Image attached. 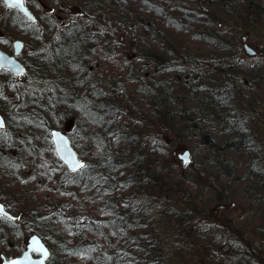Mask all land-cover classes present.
I'll list each match as a JSON object with an SVG mask.
<instances>
[{
  "label": "trees",
  "instance_id": "obj_1",
  "mask_svg": "<svg viewBox=\"0 0 264 264\" xmlns=\"http://www.w3.org/2000/svg\"><path fill=\"white\" fill-rule=\"evenodd\" d=\"M164 1H167V5L163 7L159 2ZM225 2L245 3L244 0H221L220 3ZM103 8L111 14V21L124 22V26H119L116 31L125 34L135 43L138 39L137 30L130 20L133 19L141 24L145 19L143 15H149L147 26L155 30L151 35L156 34L159 38L156 41H150L165 43L166 46L178 52L176 57L179 58L175 61L164 57L156 62V66L163 65L161 72L174 73L177 77L183 76L181 85L190 89V95L197 96L202 109L212 105L225 107L224 103L230 89L226 84L222 91H214L210 94L213 87L209 90L207 88L200 90L201 83L196 86L190 85L196 79L200 80V74L207 67L222 74L230 67L231 69L243 68L245 63L237 61L242 58L234 56L244 45L248 35L252 34L248 26L239 25L236 21L221 23L217 15L207 6L206 0H93L89 6L84 8L86 21H76L65 29L59 25L56 26L57 28L46 29L45 37L50 40L51 51L44 50L41 70L42 79L48 76L51 82L44 85L40 97L34 91L33 94L37 97L28 93L25 98L22 91L12 88L8 92L11 96L10 100L5 102L6 89L10 87L9 83H12L8 80L7 86L0 87V96L4 98L7 106L12 104L20 107L26 106L30 98L36 101L37 104L34 105L36 111L20 118L22 129L28 124L40 125L43 122L40 119L41 116H44V123H54L50 128L62 127L61 122L56 119L58 117L55 110L57 106L60 114L66 117L71 116L77 126L81 123L79 125L81 127L87 123L86 128L88 125L94 128L93 125H95L99 127L95 129L102 133L100 137H93L94 150L91 156L85 159L86 164L80 171L67 172L57 160L52 164L53 173L51 175L59 176V180L55 181L59 190H56L55 182H49L48 178L53 192L49 201L62 204V197H65L70 202L78 199L82 201L83 206H86L84 202L94 201L98 203L96 208L100 214L97 217L83 218L80 223L75 222L74 224L73 218L67 214L66 209L71 206L67 202L64 204V210L58 211L59 208L56 207L47 213L36 215L34 219L42 227L40 231L44 234L54 230L60 233L59 225L64 224L65 221L62 220L65 219H69L74 228L73 231L68 230L69 238L60 240L58 255L56 256V251L51 252L48 264H264L259 258L262 254L264 255L263 228L259 231V237L253 231H250L244 239L234 233V241L229 247L243 241H247L248 245L242 248L233 247L239 250L231 252L232 254L228 256H222L217 246L213 245V238L218 237L215 234V229L218 227L206 222L205 225L198 227L200 241L204 240L205 246L200 241L190 242L192 243L190 245L182 231L184 227L192 224L188 218L193 215L194 211L182 205L184 200L181 198V191L178 190L179 186L171 190L165 188L167 182L171 181L169 178L175 175V171L165 140L161 143L162 134L157 133L156 137L141 139L137 128L139 124L145 122V119L143 115L137 114L138 121L128 123L125 111L129 104L124 99L115 100L112 97L113 109L108 114H101L95 108V100L102 97V92L105 91L109 82L95 76L94 51L102 50L108 44L102 40L101 34L97 32L98 29H84L83 25L96 23L92 14L96 11H103ZM87 11L92 14H88ZM261 37L256 36L258 49H260ZM156 48L159 49V46ZM187 54L192 55L193 58H187ZM244 56L250 58L246 53ZM258 56L264 59V52L258 51ZM147 60L149 61V58ZM75 66L82 71L85 70L86 74L66 76L67 73L72 74ZM193 75L196 77L191 80ZM56 84L60 88V93L57 95L53 90ZM162 90L160 96L155 93L154 97H152L154 93L147 92L152 100H159L155 122L158 124L163 123V117L167 113L170 92L167 84L162 85ZM13 99L14 102H12ZM40 99L45 103H40ZM179 103L183 110L185 102ZM72 111H78L80 115L75 116ZM179 111L174 110L177 113ZM196 116L198 114H195ZM81 117L86 122L82 121ZM8 123L7 131H0V147L5 143L2 142L3 138L8 137L11 125L9 121ZM50 128L46 129L47 136H49ZM27 131L34 136V143L39 142L40 138L37 137H40V134L35 129ZM73 133L74 131H72V137ZM74 138L75 136L72 139ZM74 146L83 156L77 145L74 144ZM1 153L0 148V163L7 166L12 165L9 160L3 162ZM29 154L33 156L31 159L34 157L37 159V156L41 158L40 152L37 154L30 151ZM257 177L258 181L264 182L263 167L258 171ZM165 192L173 193L174 197L169 200ZM218 199L223 203L226 200L221 194H218ZM30 200L27 202L39 201L37 197ZM6 206L12 212L22 214V220L17 223L0 218L6 224L5 226L10 228L5 229L3 234L0 230V249L4 248L3 239H12L14 243H19L20 248L17 250L21 252L25 241L20 226L24 224L25 210L21 207L13 210L9 203H6ZM248 219L251 223H255L253 218ZM261 221L264 223L263 220ZM192 225L196 226L197 222H193ZM180 227H183L182 230ZM28 231L30 232V229ZM37 233L40 234V232ZM72 234L79 238L77 242L70 240ZM40 236L48 245L51 244V240L48 241L49 238ZM97 238L102 241L98 243ZM250 238L253 240L259 238L258 246L252 244ZM9 251L5 249L4 254H8ZM198 252H201L202 258L205 257L206 260L199 262L188 260V258L197 259ZM174 256H186L187 260L172 262ZM209 257L211 260H208ZM212 258L225 259L212 260ZM70 259L78 260L70 261ZM0 264H2L1 260Z\"/></svg>",
  "mask_w": 264,
  "mask_h": 264
},
{
  "label": "rangeland",
  "instance_id": "obj_2",
  "mask_svg": "<svg viewBox=\"0 0 264 264\" xmlns=\"http://www.w3.org/2000/svg\"><path fill=\"white\" fill-rule=\"evenodd\" d=\"M92 2L93 0H45L43 2L45 4L44 9L40 5V14H37L42 15L43 12L45 16L54 17L57 24L65 29L76 21H86L84 8ZM206 2L221 23L236 21L239 25L248 26L252 34L248 35L247 42L257 52H264V0H244L245 3L242 4L220 3L221 0H206ZM159 3H162L161 6L163 7L167 5V1ZM88 14H92V12H88ZM92 15L96 23L84 24L83 28L98 29L97 32L101 34L102 40L108 44L105 46L106 48L94 51L95 76L109 82L105 91L102 92V97L98 98L97 101L95 100V108L101 114H108L113 109L112 97L115 100L124 99L129 104L127 111H125L128 123L138 121L137 114L143 115L145 119V122L139 124L137 128L141 139L156 137L157 133L162 134L161 143L165 140L175 171V175L169 178L171 181L167 182L165 188L171 190L179 186L178 190L181 191V198L184 200L182 205L187 208L190 207L194 211L188 219L192 224L197 222L196 226L191 224L184 228L180 227V230L183 228L182 232H184L185 239L190 245H192L190 242L200 241L198 227L205 225V222L218 227L215 229V234L218 237L213 238V245L214 247L217 246L218 249H216L222 256H228L231 252L239 250V248L233 247L242 248L248 245L247 241H243L229 247L231 246L230 243L234 241V233L244 239L250 231L256 232L257 237H259V231L262 228L264 231V223L261 221H264V182L258 181L259 178L257 177L258 168L260 170L262 167L264 168V59H260L261 57H257V55L250 58L245 57L242 44L241 49L234 57L242 58L237 61L245 63L243 68L232 67L234 69H231L230 67L226 69L227 72L222 74L214 72L211 67H207L200 74V80L197 81L196 79L190 86L201 83L200 90L203 88L209 90L213 87L210 91L211 94L214 91H222L225 85H229L231 82L228 87L232 99L229 100L226 97L225 107L212 105L202 109L197 96L190 95V89L181 85L183 76L177 77L174 73L161 72L163 65L157 63L159 66H156V62L164 57L175 61H178L179 58L176 57L178 52L166 46L165 43L150 41H156L159 38L156 34L151 35L155 30L147 26L149 24L148 14L143 15L145 19L141 24L133 19L130 20L137 30L138 39L136 43L126 37L125 34L116 31L119 26H124V22L111 21V14L107 9L103 8V11H96ZM256 36H262L259 41L260 49L256 45ZM156 46H159V49ZM42 49L51 51L50 40L46 37ZM190 57L193 58L192 55L187 54V58ZM84 74H86L85 70L82 71L75 66L72 74L67 73L66 76ZM195 77L196 75H193L190 79ZM25 78L26 80L21 85L9 83L10 87L5 92L6 99L3 98L5 102H9L11 96L8 92L12 88L22 91L25 98H27L28 93L36 96L33 94L34 91L40 97L44 85L51 82V78L48 76H44L42 79V73L38 75L37 80H31V77L28 76ZM8 80L7 76L0 75L1 87L7 86ZM164 84L168 85L170 91L167 101L168 107L167 113L163 117V123L158 124L155 122L159 100H152L147 92L154 93L152 97L155 96V93L161 95ZM55 87L53 90L54 94L57 95L60 93V88L57 84ZM89 96L91 97V94ZM3 99L0 96V111L11 125L8 137L3 138L2 141L9 142V144L4 143L0 148L3 162L9 160L12 165L7 166L0 163L1 201L9 203L13 210H17L19 207L25 210L24 224L20 226L21 232L24 234V241L33 233L40 232V235L49 238L48 241L51 240L52 245L48 246H50L52 253L56 251L57 256L60 240L69 238L68 230H74L71 222L69 219L62 220L65 223L59 225L60 233L54 230L44 234L40 231L42 227L38 225L34 217L40 213L54 210L56 207L59 208L58 211L64 210V204L69 202L71 206L66 209L67 214L73 218L74 224L75 222L80 223L83 218L97 217L100 214L96 208L98 203L87 201L84 202L86 206H83L81 205L82 201L75 199L70 202L65 197H62V204L49 201L53 192L50 187L51 183H48V178L49 182L59 180V176L51 175L53 173L52 164L56 163L55 160L57 159L52 149L50 137L46 134L47 127L50 128L54 123H44V116H41L40 119L43 122L40 125L28 124L22 129L20 118L29 116L36 111L34 109V105L37 104L36 101L30 98L26 106L20 107L17 104L7 106ZM181 101L185 102L183 110L179 103ZM39 102L45 103L41 99ZM179 109L181 110L179 111ZM55 110L58 114L56 119L61 122L63 128L71 116L61 115L57 106ZM174 110H178L179 113L174 112ZM72 112L75 113V116L80 115L78 111ZM195 114L198 116L195 117ZM83 119L81 120L86 122ZM70 125H72L71 129L75 136L72 141L83 154L80 157L89 158L94 150L93 137L102 135L101 131L98 130L99 127L93 125L94 128H91L88 125L86 128L87 123L79 127L74 121ZM29 129H35L40 134V137H37L40 138L39 142L34 143V136L27 131ZM73 137L71 133V138ZM186 149L190 150L192 155V163L189 166H183L178 158V154ZM30 151L37 154L40 152L41 158L37 156V159L35 157L31 159L33 156L29 154ZM94 163L96 164V161ZM173 178L174 180H172ZM55 186H57L56 190H59L57 182H55ZM218 194L226 198L224 203L218 199ZM165 195L169 200L174 197L173 193L170 192H165ZM34 197H37L39 201L27 202ZM248 218H253L255 223H251ZM5 225L0 220V228H3L0 229L2 234L5 229L9 228ZM70 237L72 242L79 240L73 234ZM97 240L98 243L102 241L99 238ZM259 241V238L255 240L250 238V242L256 246H258ZM3 242L4 248L0 249V254L4 253L5 249L10 250L6 254L9 258L22 253V251L18 252L17 250L20 248L19 243H14L12 239H3ZM200 242L205 246L204 240ZM22 248L24 250L25 245ZM254 249L257 250V248ZM259 258L264 262L263 254ZM222 259L225 258H212V260ZM75 260L70 259V261ZM177 260H187V257H172V262H177ZM188 260L199 262L206 260V258H202L201 252H198L197 259L188 258ZM208 260L211 258L209 257Z\"/></svg>",
  "mask_w": 264,
  "mask_h": 264
},
{
  "label": "water",
  "instance_id": "obj_3",
  "mask_svg": "<svg viewBox=\"0 0 264 264\" xmlns=\"http://www.w3.org/2000/svg\"><path fill=\"white\" fill-rule=\"evenodd\" d=\"M4 2L7 7L17 9L26 18L32 21L36 20L30 9L26 6L25 0H4ZM23 47L24 43L21 40L15 41V54L11 57L0 49V69L5 68L10 70L14 77L21 76L25 72V66L16 59V56L22 52ZM244 49L249 56H254L256 54V51L252 46H249L248 43L244 44ZM6 126V120L0 113V129L4 130ZM51 139L58 160L67 168V170L70 172L80 171V169L83 168L81 165H85V161L78 155L69 136L60 129H51ZM178 157L185 166L192 161L191 152L188 149L181 152ZM0 216L13 221H19L21 219V215L12 214L2 202H0ZM33 241H37L38 245L34 244ZM44 252H46V255L43 254ZM25 253H27V259H25ZM34 253H37L39 256L35 257ZM50 254V249L42 240L41 236L33 234L28 239L26 249L21 255L10 259L5 255H1V258L4 264H8L11 260H16L19 264H47Z\"/></svg>",
  "mask_w": 264,
  "mask_h": 264
},
{
  "label": "flooded vegetation",
  "instance_id": "obj_4",
  "mask_svg": "<svg viewBox=\"0 0 264 264\" xmlns=\"http://www.w3.org/2000/svg\"><path fill=\"white\" fill-rule=\"evenodd\" d=\"M43 2L45 0H25L26 6L35 15L36 20L32 21L17 9L7 7L4 0H0V5H2L0 7V48L11 57L15 54V41L21 40L24 43L23 50L16 56V59L25 66V73L16 78L11 75L8 69H0V75L7 74L12 84H23L27 76L31 77V80H37L38 75L42 73L41 63L44 59L42 44L45 39V31L47 28L58 26L54 17L45 16L43 12L42 15L37 14L40 5L44 9ZM5 131L7 129L3 132Z\"/></svg>",
  "mask_w": 264,
  "mask_h": 264
},
{
  "label": "snow or ice",
  "instance_id": "obj_5",
  "mask_svg": "<svg viewBox=\"0 0 264 264\" xmlns=\"http://www.w3.org/2000/svg\"><path fill=\"white\" fill-rule=\"evenodd\" d=\"M81 167H84V165H81ZM33 243L38 245V242L37 241H33ZM43 254L46 255V252H44ZM27 258H28L27 257V253H25V259H27ZM8 264H19V262L16 261V260H11V261L8 262Z\"/></svg>",
  "mask_w": 264,
  "mask_h": 264
},
{
  "label": "bare ground",
  "instance_id": "obj_6",
  "mask_svg": "<svg viewBox=\"0 0 264 264\" xmlns=\"http://www.w3.org/2000/svg\"><path fill=\"white\" fill-rule=\"evenodd\" d=\"M230 85H231V82H230V84H229V85L227 84V86H230ZM237 85H238V83H237ZM228 88H229V87H228ZM227 98H228L229 100H231V99H232L230 94H228V95H227ZM259 170H260V169L258 168V171H259Z\"/></svg>",
  "mask_w": 264,
  "mask_h": 264
}]
</instances>
